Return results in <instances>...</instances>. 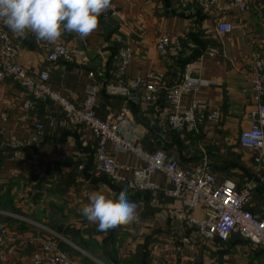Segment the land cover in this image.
Returning a JSON list of instances; mask_svg holds the SVG:
<instances>
[{
	"label": "crops",
	"instance_id": "crops-1",
	"mask_svg": "<svg viewBox=\"0 0 264 264\" xmlns=\"http://www.w3.org/2000/svg\"><path fill=\"white\" fill-rule=\"evenodd\" d=\"M115 2L118 15L99 19L98 29L88 37L63 34L62 39L77 51L73 62L50 61L48 42L37 41L31 33L23 38L8 29L19 47L18 61L34 74L48 71L53 89L82 103L92 87L119 80L117 53L127 45L133 60L124 77L144 80L150 73H160L163 83L151 101L146 100L144 87L132 89L125 97L101 90L96 115L106 119L127 109L133 120L131 135L146 150H163L187 167L206 162L218 181L231 180L241 186L253 178L255 190L249 208L264 216L260 172L253 164V152L239 143L257 106L252 53L258 51L264 58V9L259 6L264 0H249L248 10L227 14L234 29L226 34L218 32L215 13L201 8L196 0ZM162 37L180 42L182 50L161 55L156 45ZM196 52L200 54L193 59ZM98 71L104 75H89ZM187 73L210 84L185 93L183 107L197 104L205 116L220 108L219 125L202 119L195 131L175 132L165 123L171 111L168 90ZM0 113L10 117L0 122V222L6 225L0 264H31L33 254L50 235L60 237V247L74 264H264L262 246L236 236L226 243L206 241L188 223L180 201L162 190H132L126 183L96 174L95 135L88 126L72 122L58 103L35 100L8 77L0 79ZM142 117L153 120L152 124ZM107 150L121 165L131 168L121 174L132 178V169L140 161L112 144ZM154 180L163 188L171 186L163 174L155 175ZM124 190L137 205V219L131 224L104 233L82 215L91 192L118 197ZM194 216H204L203 206Z\"/></svg>",
	"mask_w": 264,
	"mask_h": 264
},
{
	"label": "built area",
	"instance_id": "built-area-1",
	"mask_svg": "<svg viewBox=\"0 0 264 264\" xmlns=\"http://www.w3.org/2000/svg\"><path fill=\"white\" fill-rule=\"evenodd\" d=\"M197 4L216 15L217 30L221 34L231 33L234 29L226 15L233 10L246 11L249 0H196ZM264 9V4H259ZM118 15L115 0L109 10L101 14L99 19L110 20ZM63 36V35H62ZM56 44L47 43L50 61L73 62L77 51L62 39ZM119 41V40H118ZM120 42V41H119ZM157 49L163 56L171 52L179 53L181 43L172 42L169 37L157 41ZM19 47L7 26L0 21V79L12 78L17 81L35 100H51L59 104L61 110L74 123L88 126L97 139L96 174L104 173L112 180L126 183L132 190L163 191L166 196L180 201L188 223L197 227L198 233L206 241L226 243L234 236L240 237L254 245L264 247V216L255 214L250 208L253 201L255 181L247 179L241 186L231 180L218 181L217 176L204 162L197 167H187L181 161L170 158L165 151L150 152L143 148L139 141L131 135L132 118L127 109L119 114H109L106 119L96 115L97 94L104 90L111 96H128L132 89L145 88L146 100L155 98L161 87L164 75L150 73L144 80L126 79L125 73L133 60V52L123 45L117 53L116 77L118 81L92 87L82 103H76L64 96L49 84L48 71L40 74L30 72L18 61ZM253 94L256 108L251 112L250 125L240 133V146L253 152V164L260 172L258 179L264 184V58L261 53H252ZM89 75H104L102 71L90 72ZM209 81L184 74L181 79L168 90V101L171 111L164 119L172 131L190 132L198 128L199 122L205 119L210 124L219 125L222 118L220 108L203 115L197 104L183 107V95L197 92L209 86ZM31 102L27 103L29 106ZM6 113H0V122L8 120ZM41 128V127H40ZM112 144L117 151L125 152L137 158L141 165L132 169L133 177L127 178L121 172L131 171L128 166L121 165L111 154L107 146ZM21 160L24 157H20ZM83 167L80 166L81 170ZM157 174L165 175L171 183L163 188L154 180ZM203 206L204 216L197 218L194 212ZM6 238V225L0 222V251ZM60 237L50 235L43 240L32 256L31 264H74L69 253L59 245Z\"/></svg>",
	"mask_w": 264,
	"mask_h": 264
},
{
	"label": "clouds",
	"instance_id": "clouds-1",
	"mask_svg": "<svg viewBox=\"0 0 264 264\" xmlns=\"http://www.w3.org/2000/svg\"><path fill=\"white\" fill-rule=\"evenodd\" d=\"M111 5L112 0H0V21L17 36L27 38L31 33L37 41L56 44L65 32L88 37ZM88 200L81 213L101 232L137 219V205L128 199L126 190L118 197L93 191Z\"/></svg>",
	"mask_w": 264,
	"mask_h": 264
},
{
	"label": "water",
	"instance_id": "water-1",
	"mask_svg": "<svg viewBox=\"0 0 264 264\" xmlns=\"http://www.w3.org/2000/svg\"><path fill=\"white\" fill-rule=\"evenodd\" d=\"M78 49H79V51H80V54L81 55H83V47H82V45L78 42ZM142 119H144V121L147 123V124H149V125H151L152 124V122H153V120H151V119H147V118H143L142 117Z\"/></svg>",
	"mask_w": 264,
	"mask_h": 264
},
{
	"label": "trees",
	"instance_id": "trees-1",
	"mask_svg": "<svg viewBox=\"0 0 264 264\" xmlns=\"http://www.w3.org/2000/svg\"><path fill=\"white\" fill-rule=\"evenodd\" d=\"M200 53H198L197 54V52H196V54H194L193 56H192V58L194 59L197 55H199ZM186 60H190V59H186ZM192 60V59H191ZM101 174H104V173H101ZM105 176H107L110 180H111V178L108 176V175H106V174H104ZM235 237V236H234ZM237 238H240V237H237ZM242 239V238H241ZM244 240V239H243Z\"/></svg>",
	"mask_w": 264,
	"mask_h": 264
},
{
	"label": "rangeland",
	"instance_id": "rangeland-1",
	"mask_svg": "<svg viewBox=\"0 0 264 264\" xmlns=\"http://www.w3.org/2000/svg\"><path fill=\"white\" fill-rule=\"evenodd\" d=\"M238 242H239L240 244H243V243H245L244 241H241V240H238Z\"/></svg>",
	"mask_w": 264,
	"mask_h": 264
}]
</instances>
